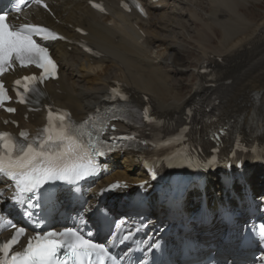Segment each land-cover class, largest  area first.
Listing matches in <instances>:
<instances>
[{"label":"bare ground","instance_id":"obj_1","mask_svg":"<svg viewBox=\"0 0 264 264\" xmlns=\"http://www.w3.org/2000/svg\"><path fill=\"white\" fill-rule=\"evenodd\" d=\"M90 1L48 0L52 14L31 9L35 22L67 39L50 43L60 63L59 77L45 82L37 109L16 104L15 114L0 113L17 121L2 128L33 131L54 105L81 119L105 101L112 87L120 86L137 107L149 108L154 117L175 127L184 123L187 107L193 105L244 134L251 130L253 114L264 108V10L258 18L249 10L260 0H142L146 17L123 13L121 0H97L101 10L93 9ZM26 71L3 78L10 84ZM111 125L114 131L128 128L121 122ZM113 164L117 169L98 186L116 180L128 189L134 181L148 182L135 155H115ZM246 181L248 186L234 185L226 195L242 200V189L264 194V167L256 166ZM5 183L0 178V185ZM145 187L150 190L151 185ZM206 191L211 196L221 193L216 172L207 174Z\"/></svg>","mask_w":264,"mask_h":264},{"label":"snow or ice","instance_id":"obj_2","mask_svg":"<svg viewBox=\"0 0 264 264\" xmlns=\"http://www.w3.org/2000/svg\"><path fill=\"white\" fill-rule=\"evenodd\" d=\"M24 2L26 0H21V3ZM5 17L6 13H0V65L14 58L16 61L21 62L22 66L25 61H28L29 63L38 64L45 73H52L56 65L47 55V49L37 44L32 37V33H38L39 29L35 26L25 25L23 31H10V26L5 23ZM16 83H19V81ZM7 111L13 112L15 109L8 108ZM4 135V133H0V137ZM48 139L52 140V137L49 136ZM114 139L122 140L124 137ZM46 146L42 144L41 148L43 149ZM20 151L23 155L15 159L10 155L7 165L0 158V171H7L12 180L16 181L17 187L23 185L21 191L25 193L34 194L35 190L48 181L72 182L80 180L82 173L84 176L90 174L86 171L83 163L73 161L71 150L50 155L43 150L34 151L32 145H29L27 150L21 148ZM154 178L155 174H153ZM140 186L144 187V185ZM110 189L111 186L104 191ZM24 231L25 229L20 227L17 229V234ZM32 239H29L23 254L15 253L11 259L0 260V264H67L70 257L72 258V264H103V258L109 257L104 245L83 239L81 235L77 234V231L71 228L60 233L44 232L42 236L37 235L34 237L35 243L32 242ZM14 240L15 236L12 240L3 244L0 251H6ZM62 248L65 250L63 259L57 256Z\"/></svg>","mask_w":264,"mask_h":264},{"label":"rangeland","instance_id":"obj_3","mask_svg":"<svg viewBox=\"0 0 264 264\" xmlns=\"http://www.w3.org/2000/svg\"><path fill=\"white\" fill-rule=\"evenodd\" d=\"M259 3L253 4V6H250V9H249V10H251L250 11L251 15H253V17H255V18H258L256 16L257 15L260 16L264 10V0H260ZM186 78H188V75L186 76ZM186 81H189V80L186 79Z\"/></svg>","mask_w":264,"mask_h":264}]
</instances>
